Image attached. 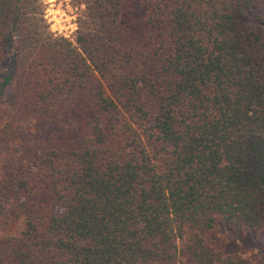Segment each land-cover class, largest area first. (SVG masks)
Segmentation results:
<instances>
[{
  "label": "trees",
  "instance_id": "16d2710c",
  "mask_svg": "<svg viewBox=\"0 0 264 264\" xmlns=\"http://www.w3.org/2000/svg\"><path fill=\"white\" fill-rule=\"evenodd\" d=\"M76 1L0 0V264H261L264 0Z\"/></svg>",
  "mask_w": 264,
  "mask_h": 264
},
{
  "label": "rangeland",
  "instance_id": "374dc122",
  "mask_svg": "<svg viewBox=\"0 0 264 264\" xmlns=\"http://www.w3.org/2000/svg\"><path fill=\"white\" fill-rule=\"evenodd\" d=\"M43 17L48 29L57 35L73 40L77 23L82 19L84 5L76 0H39ZM10 51L0 44V80L8 68ZM151 102H147L150 106ZM14 121L13 111L9 105V94L4 92L0 97V129L12 128ZM16 142V141H15ZM17 229L15 220L0 218V236L14 233ZM215 243L225 253H236L244 258L255 256V248L249 242L238 241L230 232L223 229L212 234ZM261 264L264 258L260 257Z\"/></svg>",
  "mask_w": 264,
  "mask_h": 264
}]
</instances>
